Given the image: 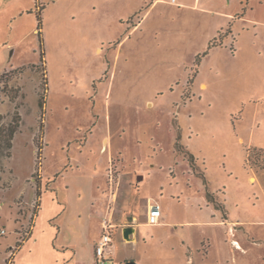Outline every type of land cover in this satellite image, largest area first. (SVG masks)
I'll use <instances>...</instances> for the list:
<instances>
[{
	"label": "rangeland",
	"instance_id": "374dc122",
	"mask_svg": "<svg viewBox=\"0 0 264 264\" xmlns=\"http://www.w3.org/2000/svg\"><path fill=\"white\" fill-rule=\"evenodd\" d=\"M252 1L0 0V264L30 236L37 182L76 204L63 244L96 174L113 264H264V11ZM150 205L159 226L143 225ZM49 229L41 220V248ZM33 243L15 264L62 262Z\"/></svg>",
	"mask_w": 264,
	"mask_h": 264
},
{
	"label": "crops",
	"instance_id": "0c3cea01",
	"mask_svg": "<svg viewBox=\"0 0 264 264\" xmlns=\"http://www.w3.org/2000/svg\"><path fill=\"white\" fill-rule=\"evenodd\" d=\"M254 1L256 0H253L252 2ZM257 1L258 2L256 3L258 4V6L261 8V10L264 11V0H257ZM227 17H230V16L228 15ZM246 17L243 18V21L248 20L251 22V20ZM202 87L205 88L206 85L203 84ZM106 151H109L108 158L110 162L111 154H110V150L108 149L107 145L104 146V150L102 151L103 154ZM98 177L100 176L96 174L90 178L91 179L90 183L92 184L90 186V189L88 188V197H87L88 200L86 204L85 220L77 222V225L71 224V226L74 227L77 234H74L73 238L68 243L57 244L59 238H61L63 234L62 231L64 230V228H66V226L68 228V219L66 217V214L69 215L70 212L72 213L73 208H76V204L72 205L69 199L66 200V195H65V200H60L59 194L58 193L55 194L56 192L55 188L53 189V191L42 193L38 213L35 215L33 219L30 236L23 239L24 241L22 240L23 245L20 250L14 251L13 248L10 249L12 251V254L9 258L10 259L9 264H15V259L20 255L25 244L27 245L33 242H34L33 245L36 246L37 249H40L41 251L42 249L46 251L48 250L50 254H57V256H61L62 262L58 264H69L74 259H79L80 262H83L84 264H89L91 263L90 253L94 261L95 247L102 234V223H101L102 218L105 217L107 214L106 208L103 206L105 204L104 198L101 195L96 194L94 180ZM56 183H57V179H56V182L54 183V187ZM72 187H73V183H70L69 185L66 186L65 190L67 191V193L68 191H70V189H72ZM48 193L51 194V197H52L51 204H50L51 209L49 208L50 212L49 211L46 212L47 205H46V201L44 200L45 196ZM46 213L48 214L45 216ZM80 214H82V212H79V216ZM80 218L83 219L82 217H79V219ZM41 220H46V223L51 228L49 229L50 230L49 240H48L49 245L47 247L44 246L45 248H41L37 240L38 238L37 236H39L38 232H39V224ZM69 223H72V222H69ZM143 225H145L146 227H153L147 224V220L145 224ZM159 225H161V222L158 225H154V226H159ZM115 241L116 240L114 239V242ZM61 250L62 251L69 250V251L68 253L63 254L61 253ZM116 257L117 255H115V258Z\"/></svg>",
	"mask_w": 264,
	"mask_h": 264
},
{
	"label": "built area",
	"instance_id": "2783aa9c",
	"mask_svg": "<svg viewBox=\"0 0 264 264\" xmlns=\"http://www.w3.org/2000/svg\"><path fill=\"white\" fill-rule=\"evenodd\" d=\"M160 223V206L150 205L147 215V224L150 226ZM116 226L111 219L102 222V234L95 247L96 264H113L116 248L114 246L113 230ZM3 234V233H1ZM0 234V235H1Z\"/></svg>",
	"mask_w": 264,
	"mask_h": 264
},
{
	"label": "trees",
	"instance_id": "16d2710c",
	"mask_svg": "<svg viewBox=\"0 0 264 264\" xmlns=\"http://www.w3.org/2000/svg\"><path fill=\"white\" fill-rule=\"evenodd\" d=\"M222 39H223V34H220L218 36V38H215L213 41L210 42L209 49H211L213 47H218V46L222 45ZM45 105L46 104L44 102H41L40 103V107H41L42 112H43L42 113V118H43L44 112H45V109H44ZM19 122H20L19 119H18V121H14V123L10 126V128L8 130V134H7V137H6V146H7L8 150H11L12 149V144H13L14 136H15V134H16L19 126H20V123ZM43 127H44V125H43V121H42L41 122V126H40L41 132L43 131ZM40 151H41V149H39L38 152H40ZM38 155H39V153H38ZM7 157H10V154L9 153H8V156ZM41 189H42L41 184L39 182H37V186H36V197L38 198V201H37V206L38 207L40 206V199L42 197ZM23 241L22 242L19 241L17 243L16 248L14 249V251H18V250L21 249V247L23 245ZM9 263H10V259L7 261V264H9Z\"/></svg>",
	"mask_w": 264,
	"mask_h": 264
},
{
	"label": "water",
	"instance_id": "95a60500",
	"mask_svg": "<svg viewBox=\"0 0 264 264\" xmlns=\"http://www.w3.org/2000/svg\"><path fill=\"white\" fill-rule=\"evenodd\" d=\"M133 229L132 228H127V229H125V231H124V237L126 238V239H128L129 238V235L131 234V233H133ZM127 264H136L134 261H130V262H128Z\"/></svg>",
	"mask_w": 264,
	"mask_h": 264
}]
</instances>
